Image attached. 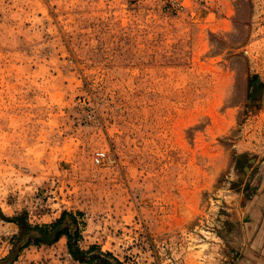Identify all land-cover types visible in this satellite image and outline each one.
I'll list each match as a JSON object with an SVG mask.
<instances>
[{
    "label": "rangeland",
    "instance_id": "rangeland-1",
    "mask_svg": "<svg viewBox=\"0 0 264 264\" xmlns=\"http://www.w3.org/2000/svg\"><path fill=\"white\" fill-rule=\"evenodd\" d=\"M182 1L0 0V264H79L64 238L6 259L7 218L62 211L81 250L122 264H236L264 156V0Z\"/></svg>",
    "mask_w": 264,
    "mask_h": 264
},
{
    "label": "trees",
    "instance_id": "trees-1",
    "mask_svg": "<svg viewBox=\"0 0 264 264\" xmlns=\"http://www.w3.org/2000/svg\"><path fill=\"white\" fill-rule=\"evenodd\" d=\"M80 216V212L62 211L55 220L45 224L29 223L25 213L7 218L8 222L17 227V233L11 238L10 256L6 259L14 260L22 250L30 246H51L64 238L68 254L79 264H122L111 253L100 252L97 246H90L86 251L80 249Z\"/></svg>",
    "mask_w": 264,
    "mask_h": 264
},
{
    "label": "crops",
    "instance_id": "crops-1",
    "mask_svg": "<svg viewBox=\"0 0 264 264\" xmlns=\"http://www.w3.org/2000/svg\"><path fill=\"white\" fill-rule=\"evenodd\" d=\"M261 98L264 99V88ZM250 171L253 186L245 208V249L236 264H264V156L257 159Z\"/></svg>",
    "mask_w": 264,
    "mask_h": 264
},
{
    "label": "built area",
    "instance_id": "built-area-1",
    "mask_svg": "<svg viewBox=\"0 0 264 264\" xmlns=\"http://www.w3.org/2000/svg\"><path fill=\"white\" fill-rule=\"evenodd\" d=\"M164 9L170 12L179 13L184 10V2L182 0H162L161 2ZM105 151H97L92 156V163L95 166L102 165L107 160Z\"/></svg>",
    "mask_w": 264,
    "mask_h": 264
}]
</instances>
